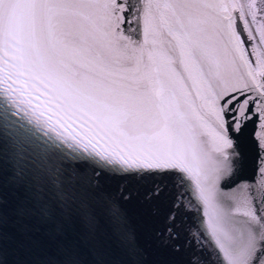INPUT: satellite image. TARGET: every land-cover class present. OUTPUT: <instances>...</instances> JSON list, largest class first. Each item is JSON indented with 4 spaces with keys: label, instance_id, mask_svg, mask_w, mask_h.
Masks as SVG:
<instances>
[{
    "label": "snow or ice",
    "instance_id": "obj_1",
    "mask_svg": "<svg viewBox=\"0 0 264 264\" xmlns=\"http://www.w3.org/2000/svg\"><path fill=\"white\" fill-rule=\"evenodd\" d=\"M258 14L257 0H0V153L18 161L10 177L0 168V264L10 224L29 257L20 264H103L92 257L105 222L144 255L126 226L125 180L150 181L153 196L171 182L182 189L175 208L186 192L202 205L211 254L189 264H264ZM21 113L51 137L38 161L18 142ZM249 125L252 179L242 176ZM108 179L121 181L119 196L97 198Z\"/></svg>",
    "mask_w": 264,
    "mask_h": 264
},
{
    "label": "water",
    "instance_id": "obj_2",
    "mask_svg": "<svg viewBox=\"0 0 264 264\" xmlns=\"http://www.w3.org/2000/svg\"><path fill=\"white\" fill-rule=\"evenodd\" d=\"M257 4L264 8V4ZM261 22H264V15H257V23L251 27L255 30ZM254 43V42H252ZM17 128L20 129L18 142H24L29 148L27 155L32 161H38L44 146L51 139L45 135L39 128H36L29 122V117L23 113L13 118ZM253 127L249 125L246 130L242 150L244 152V165L242 176L252 179L257 169L256 150L252 141ZM26 168L27 178L32 179L37 175V170L31 163ZM18 161L12 153H0V168L3 169L5 176L10 177ZM123 184L127 185V190L131 193L132 199L124 202L123 206L126 212L127 229L135 234L136 242L143 250L144 255L137 256L130 254L127 246L122 243L118 235L113 232L111 227L105 222L101 226L99 236L100 243L96 246L93 259L103 261V264H141V261H147L148 264H189L193 252L197 258L201 252L204 258L208 259L211 254V247L206 242L205 233L206 217L202 213V205L194 198L191 192L184 193L181 208L174 207V201L178 190L173 187L171 182H167L159 196L151 195V182H137L135 180H125ZM121 181L108 179L104 182V191L97 194V198L107 196H119L118 189ZM16 195L15 189L9 185V199L13 200ZM191 201V203H189ZM197 208L200 211H197ZM174 216V220L171 218ZM13 225H9L10 241L6 249L5 259L7 264H20L21 261L29 259L22 254L11 240ZM178 234V239L169 241V229ZM175 244L179 251L172 248ZM203 245V248L200 247ZM214 259V257H212Z\"/></svg>",
    "mask_w": 264,
    "mask_h": 264
}]
</instances>
